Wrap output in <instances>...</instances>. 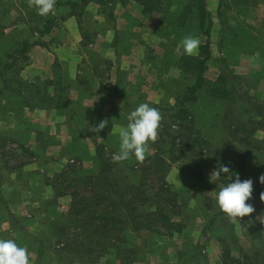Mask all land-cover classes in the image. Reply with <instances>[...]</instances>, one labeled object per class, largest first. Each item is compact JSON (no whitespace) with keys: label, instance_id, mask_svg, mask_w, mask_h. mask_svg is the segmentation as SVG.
<instances>
[{"label":"rangeland","instance_id":"rangeland-1","mask_svg":"<svg viewBox=\"0 0 264 264\" xmlns=\"http://www.w3.org/2000/svg\"><path fill=\"white\" fill-rule=\"evenodd\" d=\"M65 1L57 0L56 3ZM114 1L113 18L96 3H91L84 10L80 26L76 24L80 37L72 38L67 34L64 37V32H56V37L50 35L41 38L36 32L48 16H39L35 8L29 6V0H0V61H13L4 63L8 67L5 71L7 77H12L4 82V89L12 95L24 90L29 93V97L35 96L31 106L39 107L41 112L34 114L45 122L48 116L59 109L60 105L51 102L48 97L46 83L41 76L34 79H39L36 83L28 80L23 86L17 85L18 82L13 79L18 75L20 66L18 64L16 67L14 61H31L33 54L32 49L21 55L16 54L17 46L34 42L35 39H42L47 47L40 48L49 51V54L45 51L34 55L37 61H113L119 53L127 52L133 54V61H151L152 80L156 79L157 88H160H155L151 95H147L151 100V103L148 102L150 106L157 108L162 117L157 138L155 142L149 143L143 161L131 157L126 161L115 162L113 156L119 151V144L103 149L104 165L111 168L106 174L111 185L120 191H127L132 185L140 183L141 169L149 165L151 159L158 155L163 158L170 165L166 178L169 188L181 195L178 210L175 211L178 214H174L172 220L181 223L184 229L173 237L165 235V230H161L158 235L145 231L131 233L128 230L121 236V226H118L114 230L116 241L111 239L109 244H102L99 243L102 235L98 233V222L89 221L87 213L83 216L69 214V209L73 208L72 202L82 197L92 199L102 186V177L98 174L101 166L96 158L90 159L85 144L90 143L96 152L94 141L98 131L95 134L84 129V118L92 117L95 120L96 116L84 114L81 108L75 106L70 112L67 110L59 114L60 121L70 123L73 138L81 137L72 151H67V157H57L59 153L53 151L59 149L58 145L47 137L41 138L40 150L38 147L34 149V145L6 141L0 143V154L5 165L10 168H27L29 171L28 167L35 164L47 165V169H43L47 170V181L51 180L50 195L58 198L64 208L63 213L58 211L56 222L50 221L47 226L37 228L29 227L28 220L23 221L11 228L3 227L1 237L13 239L19 246L26 247L30 264H207L206 257L210 252L214 253L213 245H209L213 238L220 240L224 264L225 255H229L233 261L226 264H264V202L260 199L264 185L259 182L260 176L264 175V0H223L222 3L220 0H207L212 25V58L205 73L207 88L218 85L226 62L230 72L243 79L247 94L243 90L241 92L245 94L233 101V98L210 99L205 91H201L198 103L186 105L194 121L193 126L190 119L172 124L171 110L176 105L175 100L179 95V100L182 99L193 84L191 75L180 72L176 65L184 53L181 45L183 38L189 35L197 37L200 45L205 43L206 38L190 23L186 27H179L177 23L164 19L174 18V14L170 13L171 17L155 14L144 18L133 4L122 6L119 0ZM192 1L178 0L182 7ZM222 13L228 22L226 34H223ZM55 15L56 31L62 30L66 17L72 15V11L68 7H61ZM115 16H122V20L115 19ZM15 19H20L23 24L18 29H11L16 23ZM127 23L130 25L128 32L124 25ZM67 27L72 30L69 24ZM118 27L123 29L118 30ZM100 36L104 37L106 44H111L107 58H100L103 42ZM64 38L72 40V43L64 46ZM98 42L99 48L96 45ZM28 71L27 76L30 73ZM87 88L90 86H84V89ZM133 93L135 108L147 103L139 89ZM5 99L9 101V107L21 102L11 97L3 98L2 101H7ZM127 115L129 113L121 108L117 121L122 127L116 133L127 126ZM25 116L20 115L21 121L28 120ZM84 133H88V140L82 139ZM197 139L206 144H201ZM48 146L50 155L46 153ZM221 164L228 166L232 173L239 174L242 181H254L253 199L249 203L256 211L244 217L241 224L234 223V231L242 242L238 249H233L228 244L229 240L224 238L227 230L221 227L220 221L210 225L214 217L222 212L216 204V193L231 179L235 180V175H228L222 180L211 178L213 171ZM225 175L222 174V177ZM32 176L31 173L21 174L18 182L24 184ZM156 177L155 174L146 182V187L153 194L163 187ZM33 185L40 189L42 182L34 181ZM139 210L142 213L154 211L149 205L139 206ZM69 245L71 253H57ZM60 259L62 263H59Z\"/></svg>","mask_w":264,"mask_h":264},{"label":"crops","instance_id":"crops-1","mask_svg":"<svg viewBox=\"0 0 264 264\" xmlns=\"http://www.w3.org/2000/svg\"><path fill=\"white\" fill-rule=\"evenodd\" d=\"M57 1V0H56ZM67 1H79V0H67ZM18 14L16 13V16ZM66 21L62 30L53 28L50 34L45 36L56 37L57 34H61L65 37L66 34L72 38L80 37L77 28L78 21L72 15L66 17ZM115 19L122 20V16H115ZM16 23L12 25L11 29H18L23 23L19 19H15ZM68 24L72 27V30L68 29ZM126 32L130 29V25L124 24ZM123 27H118V30ZM8 30V29H7ZM5 30V31H7ZM77 30V31H76ZM60 35V36H62ZM101 37V53L100 58H107L110 54V42H107L103 36ZM63 38V37H62ZM103 38V39H102ZM65 39V38H64ZM36 40V39H35ZM47 41V39H44ZM30 43V42H29ZM33 43V42H31ZM72 40H64L63 45L69 46ZM97 48L100 47V42L96 43ZM18 48V46H17ZM31 61H14L16 67L19 68L18 75L15 76L17 85L23 86L25 81H31L36 83L39 81L34 79L42 77L43 82L46 83V89L48 90V97L51 102L59 104V109L52 113V116H48L47 122L41 120L42 118L35 116L34 113L41 112L39 107L31 106V101L35 96L29 97V93L21 90L20 93L11 94L5 91L4 82L12 78L7 77L6 70L8 69L5 62L13 61H0V143L6 141L8 143H20L26 146L34 145V149L38 147L42 137L53 139L54 144L58 145L54 152H58L57 157H67V151H72L76 141L79 138H73L72 127L67 121H60V113L70 112L75 106L81 108L82 113L88 115H95V120L92 117L84 118L85 131H90L93 127L98 126L101 121H107V126L98 131L94 141L95 146H100L105 149L108 147L117 146L119 144V133H116L120 127V122L117 121L118 114L121 112V108L125 113H130L135 109V94L133 91L139 89L143 94L142 98L144 102H150L147 95H151L153 90L157 88L156 79L152 80V62L151 61H133V54L127 52L118 55L116 60L113 61H37L33 58L34 55L43 52H48L46 49H41L39 46L32 47ZM19 64V65H18ZM178 64V61H177ZM177 66V65H176ZM23 75H21V69ZM28 70H30L29 76ZM40 79V80H42ZM57 82L64 83L66 86L65 94L57 92ZM38 85V84H36ZM90 86V88L84 89V86ZM146 91V93H144ZM199 91L197 93L199 102ZM6 97L20 99L21 102L15 107L8 106V100L3 102L2 99ZM62 100H61V99ZM67 98V102L65 99ZM150 103H148L150 105ZM157 103V102H156ZM122 104V107H121ZM176 104V100H175ZM132 109V110H131ZM131 110V111H130ZM44 113V112H43ZM26 115L27 121H21L20 115ZM51 114V111H50ZM128 116V115H127ZM45 119V118H43ZM95 121V122H93ZM46 123V124H45ZM95 123L96 125H93ZM45 126V127H44ZM83 140H88V133L82 134ZM114 140V143L113 141ZM87 145L90 159L98 161L97 152L92 150L90 143ZM1 146V145H0ZM52 146V145H51ZM91 149V150H90ZM50 146H48V155L51 154ZM96 150V149H95ZM97 151V150H96ZM0 154V238L3 227L9 226L11 228L17 226V220L21 223L28 220L29 227L42 228L47 226L50 221H55L56 215L61 211L63 213V206L60 200L53 198L51 194L52 186L51 180L46 179L47 173L43 168L47 169V165L40 163L35 164L29 171L27 168L14 169L5 165V160ZM57 157L54 160L57 159ZM59 158V159H60ZM46 161V160H45ZM48 163V162H47ZM44 171V172H43ZM99 172V171H98ZM31 173L32 178L30 180L18 182V178L21 174L29 175ZM41 178V180H40ZM34 181H41L42 185L40 189L35 187ZM59 211V212H58ZM14 218V220L12 219ZM222 227V226H221ZM226 240L233 249L241 247V240L237 236L238 244L233 245L229 239V234L225 231ZM219 238H213L209 241V245H213L214 253L210 252L206 257L207 264H224L222 249L219 247ZM233 253L236 254V251Z\"/></svg>","mask_w":264,"mask_h":264},{"label":"trees","instance_id":"trees-1","mask_svg":"<svg viewBox=\"0 0 264 264\" xmlns=\"http://www.w3.org/2000/svg\"><path fill=\"white\" fill-rule=\"evenodd\" d=\"M220 1L221 3L223 2V0ZM118 2L122 6L133 4L144 18L152 17L155 14L162 16L168 15V17H171L170 13L174 14V18L164 17V19L177 23L179 27H186L190 23V26L196 27V30L206 38L205 43L199 46L198 56H188L183 53L177 60V68L180 72L191 75L193 84L184 93L182 99L179 100L180 95L176 99V105L171 110L173 125L183 120L190 119V123L193 126L194 121L186 105L194 104L198 101L197 93L199 91H205L207 97L210 99L232 100L233 98V101L241 94H245V92L247 94V90L245 91L246 85H243V79L230 72V68L226 62L223 65V72L218 79V85L207 88L205 73L208 70V63L212 58L210 42L212 25L210 14L207 10V0H193L191 4L184 7L180 6L178 0H119ZM91 3L98 4L101 8H104V13L107 10V15L112 18L114 17L112 11L113 5L116 3L114 0L57 2L56 10L61 7H68L69 10L72 11V16L78 20L80 26L82 22V13ZM221 3L220 9L223 7ZM220 16L222 24H224L223 28L225 29L223 34H226L228 22L225 20V15H223V13ZM56 26V15H49L48 19L43 22V25L38 27L36 34L40 35L42 38L50 34L52 29ZM34 46L46 48L47 44L44 43L42 39H36L33 43L25 42L17 48L16 54L21 55ZM66 89L64 83L57 82V92L59 90V93L63 95ZM243 90L245 91L244 93L241 92ZM65 102H67V98ZM197 141L201 144H206V142L201 141V139H197ZM96 147L97 157L102 164L98 173L99 176L102 177L101 189L98 193L95 192V194H93L92 199L82 197L79 198V201L72 202L73 208L69 209L71 212H69V214L83 216L84 213H87L89 221L98 222L100 224V227L97 228L98 233L102 235L99 243L102 244H109L111 239H116L114 230L118 226H121L119 229L121 236L128 230L131 233L145 231L156 235L161 234V230H165V235L169 237L180 234L184 227L181 223L174 222L172 216L178 214V212L175 213V211L178 210V199L181 198V195L173 193L166 181L170 165H167V162L165 160L163 161V158L161 159L158 155L149 161V165L141 169L140 183L138 185H132L127 191H120L119 188L117 189V187L111 185L108 181L109 178L106 174L110 172L111 168H109L108 165H104L103 148L98 145ZM155 174L157 175V180L163 184V187L159 188V191L157 190V192L153 194L146 187V182ZM146 205H149L154 211L142 213L139 210V206ZM98 207L100 208L98 209ZM12 219L14 220L13 217ZM217 221H220L221 226L227 230L231 243L237 245L238 240L234 231V223H232L223 212L214 217L210 225H215ZM16 223H18L16 225L20 224L18 220ZM57 253L59 255L71 253L70 245L67 246L66 249L59 250ZM224 259L225 264L227 262L233 263L229 255H225ZM59 263H62V259L59 260Z\"/></svg>","mask_w":264,"mask_h":264},{"label":"clouds","instance_id":"clouds-1","mask_svg":"<svg viewBox=\"0 0 264 264\" xmlns=\"http://www.w3.org/2000/svg\"><path fill=\"white\" fill-rule=\"evenodd\" d=\"M29 6L34 7L41 17L54 15L56 12V0H29ZM183 52L188 56L198 54L200 40L194 36H186L182 39ZM161 114L155 107L148 103L139 104L127 116V126L119 132V151L114 154L115 162H122L135 157L143 161L148 151L149 143L155 142L161 122ZM107 121H101L98 126L91 129L92 132L102 131L107 126ZM221 174H226L222 177ZM228 175H235V180L224 184L216 193V204L232 223H239L244 217L251 216L256 210L249 203L253 199L254 181L241 180L239 174L231 172L228 166L223 164L213 171L211 178L222 180ZM259 182L264 185V175ZM264 202V192L260 194ZM29 252L26 247L19 246L13 239L0 238V264H30Z\"/></svg>","mask_w":264,"mask_h":264}]
</instances>
